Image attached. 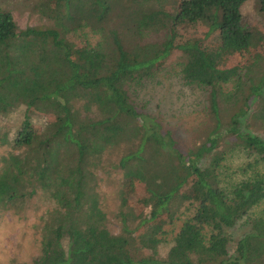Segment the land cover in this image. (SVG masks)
Here are the masks:
<instances>
[{
  "label": "trees",
  "instance_id": "obj_1",
  "mask_svg": "<svg viewBox=\"0 0 264 264\" xmlns=\"http://www.w3.org/2000/svg\"><path fill=\"white\" fill-rule=\"evenodd\" d=\"M246 1L58 0L46 9L51 26L25 29L10 11L0 10V114L25 106L15 135L1 137L13 152L2 158L0 203L38 188L56 202L33 264H264L263 217L250 220L233 251L224 234L264 200V175L254 170L264 161V138L241 128L246 109L237 105L253 100L254 116L264 127V56L257 30L243 23ZM183 22L201 23L208 43L174 39V27ZM162 30L167 40L143 42ZM91 36H98L94 43ZM73 37L84 44L75 46ZM175 49L185 56L183 79L209 88L215 121L204 143L185 150L134 89ZM241 52L252 60L223 63L226 55ZM229 83L235 84L231 93L223 89ZM220 97L236 107L226 128ZM35 110L50 114L44 126L32 122ZM224 135L254 158L245 164L252 174L231 184L222 178L228 153L218 146ZM122 142L135 146L114 167L141 192L124 198L128 210L114 234L105 225L93 167L107 148ZM133 203L150 206L149 219L158 228H143L146 218L129 225ZM185 205L170 243L165 228L175 226ZM164 242L170 245L161 257Z\"/></svg>",
  "mask_w": 264,
  "mask_h": 264
},
{
  "label": "rangeland",
  "instance_id": "obj_2",
  "mask_svg": "<svg viewBox=\"0 0 264 264\" xmlns=\"http://www.w3.org/2000/svg\"><path fill=\"white\" fill-rule=\"evenodd\" d=\"M57 3L58 0H0V10L10 11L19 29L43 28L51 26L53 23L46 13L47 6L53 8L58 5ZM263 5L262 0H247L241 7L244 25L256 29L261 37L259 53L262 56H264V10L261 8ZM205 31L206 28L201 23L183 22L174 27L172 35L178 41L202 39L206 43L207 39H203ZM166 36V30H162L146 35L142 40L143 42H161L169 38ZM89 38L94 43L98 36ZM71 42L77 47L84 44V41L79 37L71 38ZM244 54L245 52L226 55L223 63L231 65L239 58L242 63H249L252 60L251 55L243 56ZM184 62L185 56L181 50H173L162 62L161 69L152 77L136 85L134 89L137 91L140 102L145 104L147 111L157 116L165 128L172 129L176 141L185 150L204 143L206 135L215 125V121L209 107V88L188 84L183 79L181 68ZM262 65L264 66V62ZM234 85V83H229L224 85L223 89L225 92L231 93L234 90ZM218 105L221 125L226 128L236 107L231 106L221 97ZM237 105H243L246 109V114L240 121L241 128L264 138L262 122L254 116L257 104L253 103V100H249V103L242 104L240 102ZM24 117V105H19L6 114H0V168L3 164L2 158L13 152L9 144L2 143L1 137L11 139L20 128ZM49 117V113L35 110L31 119L35 125L44 126ZM134 146L135 143L122 142L116 147L107 148L93 167L96 175L95 190L98 192L100 206L106 216L105 225L114 234L121 230L122 213L125 214L128 210V207L124 205V198L132 200V194L140 195L141 192L140 189L133 188L136 186L131 188L130 184L125 183L123 171L114 167L120 157ZM218 147L226 149L228 153L223 170L224 176L222 175L226 184L246 179L254 170L264 175L263 160L256 163L254 170L245 166L248 161H254V158L235 146L232 136H222ZM131 205L135 217L127 218L129 225H138L143 218H146L148 220L144 222L143 228H158V223L149 219L150 206L139 208L134 203ZM55 206V200L41 188L36 189L34 194L24 199L0 203V264H33L41 253L42 227ZM185 207L186 205L181 207L180 218L175 226L165 228L166 233L163 236L170 243L187 213L184 211ZM260 216L264 218V200L250 211L249 216L238 220L233 227L224 229V234L229 239L230 251L235 249L238 239L250 230V220ZM159 222L162 223V219H159ZM170 243L164 242L159 247L158 252L161 257L165 256Z\"/></svg>",
  "mask_w": 264,
  "mask_h": 264
}]
</instances>
